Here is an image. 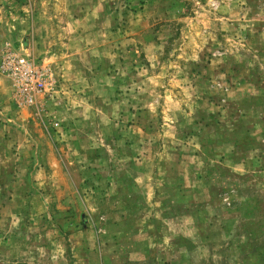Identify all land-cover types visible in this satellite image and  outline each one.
Wrapping results in <instances>:
<instances>
[{
  "label": "rangeland",
  "instance_id": "rangeland-1",
  "mask_svg": "<svg viewBox=\"0 0 264 264\" xmlns=\"http://www.w3.org/2000/svg\"><path fill=\"white\" fill-rule=\"evenodd\" d=\"M44 1L4 23L49 80L0 73V264H264V0Z\"/></svg>",
  "mask_w": 264,
  "mask_h": 264
},
{
  "label": "built area",
  "instance_id": "built-area-1",
  "mask_svg": "<svg viewBox=\"0 0 264 264\" xmlns=\"http://www.w3.org/2000/svg\"><path fill=\"white\" fill-rule=\"evenodd\" d=\"M0 73L12 81L15 93L24 102L32 103L38 93L47 89V71L34 60L22 55L4 54L0 62Z\"/></svg>",
  "mask_w": 264,
  "mask_h": 264
},
{
  "label": "crops",
  "instance_id": "crops-1",
  "mask_svg": "<svg viewBox=\"0 0 264 264\" xmlns=\"http://www.w3.org/2000/svg\"><path fill=\"white\" fill-rule=\"evenodd\" d=\"M10 1L11 0H0V54L2 48L8 45V41H6L7 37H15L16 35L14 32L8 36L4 23H37V14L47 11V5L45 1L42 2V0H33V5L31 3L28 5L21 4L24 0H17L13 3H10ZM8 14L15 16L16 21L10 22ZM28 17H30V21L27 20ZM15 18L13 20H15Z\"/></svg>",
  "mask_w": 264,
  "mask_h": 264
}]
</instances>
